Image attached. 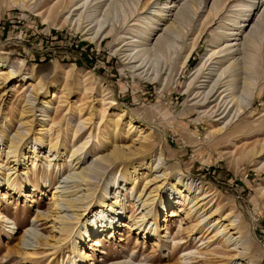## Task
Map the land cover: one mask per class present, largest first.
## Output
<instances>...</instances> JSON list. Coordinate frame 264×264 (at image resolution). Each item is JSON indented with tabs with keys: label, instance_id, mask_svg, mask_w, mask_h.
<instances>
[{
	"label": "rangeland",
	"instance_id": "374dc122",
	"mask_svg": "<svg viewBox=\"0 0 264 264\" xmlns=\"http://www.w3.org/2000/svg\"><path fill=\"white\" fill-rule=\"evenodd\" d=\"M70 1L72 0H29L25 3L13 4L10 0H0V55H8L11 61L15 60L24 74H31L34 68L35 75L40 76L45 84L59 88L64 85L70 87V94L67 97L62 95L60 99L58 111L60 115L55 121H59L56 126H60L62 140H66L67 147L81 146V141L88 140L79 152H85L84 160H88V163L92 162L97 170L89 175L93 183L92 188L95 189V198H97L93 202L97 203L105 185L114 183V179L122 181L119 176V165L96 167L100 156L97 132L102 131L105 116L108 112V115L111 113L112 105L108 102L109 99H105L107 96L103 91L105 87H109L119 103L135 119L147 122L155 132L153 138L155 144L150 150L152 159L154 160V150L160 142L164 149L161 158L167 163L169 169H172V165L179 166L178 169H172L173 174L180 171L197 181L196 183L202 181L205 183L204 187L209 186L211 195L204 199L205 209L214 210L218 205L217 214H230L229 216L235 223L240 222L244 225L245 231L247 230L245 238L250 243L246 257L254 258L257 264H264V154H258L257 157H249L247 154V146L251 147L255 144L259 147L264 143V64H259L258 60L260 55L264 57V19L259 20L258 28L254 27L255 45L252 44L253 50L249 51V57H251L241 59L242 54L236 56H239L241 61L245 60L247 66L257 69L256 74L251 73L255 78H252L253 76L249 73L246 86L248 91L245 92V96L241 97L240 111H236L233 106L229 117L224 119L215 114L221 112L230 99L229 97L223 98L227 91L219 95L226 85L219 88L213 97H210L212 94L208 93L218 79L228 74L229 71L225 69L226 64L220 66L217 60H213L209 66L205 65L204 68L207 67V69L199 72L197 76L201 78L197 79L198 81L194 79L191 84L189 83L192 78L191 74L202 58L206 54L207 57L210 55V48L215 45L212 42L214 34L231 32L230 29L227 30L232 27L227 24H232L228 20L229 17L235 16L237 20H240L239 13L231 11L243 8L238 5V0H232L229 4L226 1L219 14L211 22L206 20V16L214 2L219 4L222 0L201 2L197 13L190 9V0H179V7L166 14H168L167 18L174 19L175 12L180 8L178 16L181 17L179 25L181 33L178 29L174 32L165 29L167 24L159 25L157 33L146 42L149 49L137 55L136 60L140 58L137 63L129 64L124 63L123 59L115 54L116 48L124 45L122 49H129L131 46L128 44L133 43L134 39L139 40L138 31L144 29L148 18L155 13L154 9L157 5L149 3L143 8L142 4L145 0H109L106 4L103 0H73L71 3ZM76 1L82 7L78 11H73L72 5ZM255 1H259L260 5L262 0ZM55 5L56 9L52 11ZM260 8L258 15L254 14L256 18L262 12L264 4ZM254 12L256 13V10ZM171 13H173L172 16ZM124 15L129 16V20L123 22ZM64 20L65 23H63ZM205 21L206 24H204ZM251 23L245 30L246 34L252 28ZM89 28L90 30L86 31ZM103 29L105 33L109 32V38L104 39L101 36L99 42H95L96 39L88 40L93 31L94 36L98 38ZM85 32L91 33L84 34ZM165 32L169 38L162 37ZM159 36L162 41L155 46ZM242 40L243 38L237 42ZM191 43L195 44V50L189 59L191 61L185 68L180 69V53L182 54ZM135 51L133 50L131 55ZM93 74L102 80L103 86L94 81ZM228 77L219 86L223 83L227 84L225 81L229 79L230 84L233 83L232 90L235 92L239 90L236 92L238 95L242 89L240 88L242 81L236 83L233 80L234 76ZM82 81L83 85L89 88L83 90L84 92L79 84ZM10 87L11 85H9V93L5 100L6 104L3 105L7 113V121L4 118L0 121V124H4L2 126L7 133L12 135L13 130L21 127L17 120L25 101L34 106L37 120L42 118L48 120L50 117L46 113L50 114L51 118L55 117L53 105L48 107L45 113V109L40 107V103H37V99L33 98L29 90L21 96L19 93H11ZM253 96H255V101L250 107ZM98 100H101L100 104L97 103L98 110L100 111L102 106H107V109L102 120L100 113L96 115L92 137L87 130L88 125H84L82 120L86 117L87 106L92 104L96 106ZM71 103H76V106L81 105L82 110L78 112L76 106L70 109ZM206 104L209 106L207 107ZM223 104L224 106L216 112ZM232 104L233 102L229 104L227 110ZM213 105L216 107L211 109ZM227 110L221 116H224ZM220 126L221 131L213 132L214 127ZM36 127L39 126L36 125ZM77 128L79 131L77 136H74ZM54 130L52 134L55 135L56 130ZM29 140L33 143L31 138ZM129 141V136L119 139L120 143ZM41 148L43 149L40 153L43 156L51 154V151L47 147L44 148V145ZM52 157L53 155L48 159ZM29 163L30 161L27 163L31 171L29 178L38 184V190L32 193L33 189L29 186V191L25 192L26 199L8 194L6 201L0 204V264H70V259H81L82 261L78 264H172L180 260L179 256L184 249L187 253L197 250L203 253L207 249V247L203 248L204 245L197 248L201 243L197 242V235L196 239L190 236L187 244L172 251L173 241L171 242V239L177 232L176 223L181 221V225L186 227L187 221L182 216H171L170 211L175 207L174 203L168 204V201L165 207L160 206L159 201L153 203L156 206V216L154 220H149L147 227L155 222L158 232L157 237L152 239L148 237L144 240L141 235L137 236L135 232L122 227L118 229L114 239L105 238L103 233L97 241L99 244L94 245L96 236H90L88 240L81 243L77 237V231L74 230L75 234H72L76 244L78 246L81 244L83 254L76 256V253L71 252L73 243L71 237L65 240V244L52 247L44 240L47 238L46 240L53 241L48 235H54L51 217H44L50 207V193L45 187L49 182L57 183L58 181L69 186L71 185L70 176L73 174L69 173L66 164L60 161L59 169L49 170L47 168L48 171H46L45 165H40L36 174L32 176V166ZM142 185L143 183L140 182V189ZM200 185L201 183L196 190L193 188L194 193L204 192ZM114 189L111 190L110 197L117 194V192L114 194ZM130 189L131 185L128 183L125 185L123 182L117 190L121 193L120 197L123 202L128 206L126 212L131 209L133 202L131 199L137 195L136 189ZM171 198L172 196H169V199ZM134 202L139 203L137 199ZM96 206L95 204L92 209ZM99 211L100 209L97 213ZM199 214L196 215L199 216ZM98 215L104 225L108 217L100 212ZM202 222L205 224L206 219ZM33 223L34 232L38 231L43 240L41 245L36 247V254L31 255L25 253L26 249L32 246H24V244L22 246L21 233L23 227ZM78 225L79 223L75 229ZM29 235L25 238L28 242H25L31 244L35 240L32 233ZM180 237L186 239V233L180 234ZM155 238H158V243L154 242ZM221 238L222 235L218 238L220 242L210 248L214 247L221 256L219 259L222 260L218 262L219 264H230V262L233 264L237 261V258L231 257L234 251L228 250L231 247L227 248V245L223 244L224 238ZM127 239L130 242L124 245ZM232 241L233 239L229 243ZM192 254H190L191 257L195 256ZM206 256L212 258L213 255L207 254ZM154 258L157 259L153 260ZM191 261L194 260L188 259L184 262L189 264Z\"/></svg>",
	"mask_w": 264,
	"mask_h": 264
},
{
	"label": "bare ground",
	"instance_id": "6f19581e",
	"mask_svg": "<svg viewBox=\"0 0 264 264\" xmlns=\"http://www.w3.org/2000/svg\"><path fill=\"white\" fill-rule=\"evenodd\" d=\"M26 1L29 0H10V2H12L13 4H19L20 2L25 3ZM72 1H70V3ZM103 1H105L104 3L106 4V1L109 0ZM205 1L206 0H199L197 2V0H190V9L194 13H197V10L200 7V3H204ZM226 1H228L229 4L232 0H222V2L220 1L219 4L215 1L212 5V9L209 10L206 16V20H208L209 22L213 21L217 14H219V12L221 11ZM238 1V5L243 8L234 9L231 11L239 13V15H237L241 17L240 20H237L235 16L229 18L227 17L230 23L232 22V24L227 23L228 25H232L231 28H227V30L230 29L231 32H217L214 34L212 42L215 45L210 48V55L207 57L206 54L205 57L202 58L194 72L191 74L192 78L189 83L191 84L194 79L197 80L201 78V76L197 75L200 71L202 72V70L207 69V67L204 68L205 65L207 64V66H209L213 60H217L220 63V66L226 64L225 69L229 71L228 74L223 78L218 79V81L213 84L208 93L212 94L210 97H213L215 96L219 88L226 85V87L221 90L219 95L227 91V94L225 93L223 95V98L229 97L230 99L225 106L223 104L222 106L218 107L216 112H218L224 106L221 112L215 114V116H220L222 118L224 117V119H227V117H229L233 106H235L236 111H240V109L242 108L241 97L245 96L248 91L246 90V86L248 85L247 80L249 79V75L251 73L256 74L257 72V69H254L251 66H247L245 60L241 61V59H246L247 57H249V51L253 50L252 44L255 45L254 27L256 26L258 28V26L260 25V23H258L259 20L264 19V8L257 18L255 16L258 15L261 9L260 7L264 4V0L261 1L260 5L259 1L255 0ZM149 3L155 4L157 5V7L154 9L155 13L152 14L149 18L147 17L148 21L145 23L146 26L144 27V29L138 31L140 34L139 40L134 39L133 43L128 44V46H131V48L129 49H122V46L124 45H122L120 48H116L115 54L119 55L123 59L124 63H137L140 60V58L136 60L137 55L142 51H144L145 53V51L149 49V46L146 42H148L151 36L157 33V27L159 25L167 24L165 29H170L173 32L177 31L178 29V32H180L179 25L181 17L178 16L180 8L177 12H175L174 19L167 18L168 14H166L169 11L173 12L174 9L179 7V0H145V2L142 4V7L144 8L145 5ZM72 6L73 11H78L80 7H82L79 6L78 1H76ZM55 9L56 5L53 6L52 11H54ZM255 10L256 13L254 12ZM170 15L172 16L173 13H171ZM129 18V16L124 15L123 22L129 20ZM161 22L162 24H160ZM63 23H65V20ZM250 23L252 28L246 34L245 30L250 25ZM204 24H206V21L204 22ZM89 30L90 28L86 31ZM87 33L88 32H85L84 34ZM162 35V37L169 38V35L166 32ZM93 36L94 31L91 33L88 40L93 41L94 39H96L95 42H99V39L102 37L104 39L109 38V32L105 33V29H103L100 33V36H97L98 38ZM242 38V41L237 42V40H241ZM221 39L223 40L220 42ZM161 41L159 36L156 39L155 46L156 44L159 45ZM133 50L136 51L133 55H131V52ZM194 50L195 44L191 43L190 46H188V48H186L182 52V54L180 53V69L185 68L189 63V59L191 58ZM221 52L224 53L220 54ZM238 54H242L243 57L239 59V56L236 57ZM258 60L259 64H264V57L262 55L258 57ZM31 71V74L22 73L15 60L11 61L8 55H0V121L1 118H4L7 121V113L4 111L5 109L3 108V105L6 104L5 100L7 98V94L9 93V85H11V93H19L21 96L29 90L33 95V98L37 99V103H40V107L45 109V113L47 112L48 107H51V105H53L52 108H54L55 110V117L51 118V115L46 113V115L50 117L48 120L47 118L37 120V118L35 117V111L33 109L34 106L29 105L28 102L25 101V104L23 105L19 113L20 116L17 120L21 126L20 128L13 130V134L10 135L9 133H7V130L3 128L2 125L4 124H0V136L2 141V143L0 144V204L2 201H6V199L8 198V194L18 196V198L26 199L27 194L25 192L29 191V186L33 189L32 193L38 190V184L36 182H33V180L31 181L29 178L31 171L27 166L28 161H30L29 165L32 166V176L36 174L38 166L40 167V165H45L46 171H48L47 168H49V170L54 168L59 169L60 161L66 164L69 173L71 172L73 174L70 176L71 185H63V182L59 181L57 183L49 182L47 186L45 185V189L50 193V207L44 217H51L50 221L52 223V229L54 231V235H48V237L53 239V241L46 240V238L44 239L46 244H51L52 247H59L60 245L65 244L64 242L66 239L71 237L73 242L71 252L76 253L77 256L78 254L81 255L83 253L81 244L80 246H78L75 242L73 236V234H75L73 233L74 230L75 232L77 231V237L79 238L81 243L85 240H88L90 236H96L97 238H95L94 245L99 244L97 241L99 238H101V234L103 233L105 238L112 237L114 239L116 233L118 232V229H121L122 227L135 232L137 236L141 235L144 240L148 237L152 239L153 237H157L158 232L157 224L155 222H152V224L147 227L148 223H150L149 220H154L156 216V206L153 205V203H157L159 201L160 206H164L168 201V204L174 203L175 207L170 211L171 216H182L185 221H187L186 227L181 225V221L176 223L177 232L175 233L176 235L171 239V242L173 241L172 251H176L181 248L182 245L187 244L188 239L191 238L190 236H194V239H196L197 235V242H201L197 246V248L201 245H204L203 248L207 247V249L203 253L198 250L196 252L190 251L187 253L184 251V249L182 250L183 253H181V255L179 256L180 260H177L172 264H185L184 261L188 259L194 260L189 264H219L218 262L222 260L219 259V257L221 256L218 255V251L214 249V247H210L220 242V239L218 238L221 235V239L224 238L223 244L227 245V248L231 247L228 250L234 251L231 257L237 258V261H235L233 264H257V262L253 260L254 258L252 259V257L250 258L249 256L246 257L248 255L247 251L250 247V243L249 240L247 241V239L245 238V232L247 230L245 231L244 225H242L240 222L235 223L231 216H229L230 214H217L216 212L219 208L218 205L214 210L212 208L205 209L206 202H204V199L206 197L208 198V196L211 195L210 189H208L209 186L204 187L205 183L202 181L196 183L197 181L182 174L180 171H178V173L176 174H173L172 169H178L179 166L172 165V169H169L167 163L164 162V159L161 158L164 149L162 144L160 145V142H158V146L154 150V160L152 159L153 157H151L150 155V150L155 144V139H153L155 132L151 129L147 122L144 123L139 119H135V117H133V115L119 103V101L115 97L113 90L109 87H105L103 91H105L104 95L107 96L105 99H109L108 102L110 103V105H112L111 113L108 115V112L107 116H105L107 106H102L99 111V105L97 107V103H101V100H98L96 102V106L93 104L87 106L86 117L83 118L82 123L84 125H88L87 130L90 133V136L93 137L95 126L94 119L97 118L96 115L100 113L101 120L105 116V121L102 124V131L99 130V132H97L100 156L98 158L96 167L99 166V168H105L106 166L119 165V176L121 177L122 181L114 179V183L105 185L102 188V192L97 200V203L93 202L97 198H95V189L92 188L93 183L91 182L89 175L97 172V170L96 168H94V164H92V162L88 163V160H84L85 152H79L85 147L88 140L81 141V146L74 147L75 145H73L72 148H69L65 145L66 140H62V133L60 132L61 130L59 128L60 126H56L59 122L55 120L60 115V112H58L61 102L60 99L62 95H65L67 97V95L70 94V87L68 88V86L64 85L62 88H59L55 85L45 84V81L40 76L35 75L34 68ZM224 72L222 74H224ZM93 75L94 81H97L99 84H101L102 80L95 74ZM227 76H229L228 78L234 76L233 80H235L236 83H241L242 81V86H240V88L242 87V89L240 90L241 92H238V95L236 94V92L239 90H237L236 92L232 90L233 83L231 82L232 84H230L229 79H226L225 81V83L227 84L223 83V85L219 86L222 82H224L223 80ZM252 76V78H255L254 75ZM79 84L81 85L82 91L89 89L88 87H86V85H83V81ZM103 85L104 83L101 84V86ZM255 87L257 88L258 85ZM255 94L256 91L254 95ZM254 101L255 96H253L252 98L250 107H252ZM231 102H233V104L227 110ZM75 104L76 103H71L70 109L72 107H75ZM80 106H76L78 112L82 110V107ZM206 106L208 107L209 105L206 104ZM215 107L216 105H213L211 109ZM226 110L227 112L225 113V115L221 116ZM36 125H38L39 127L37 128ZM54 128L56 131L54 130ZM53 130L56 132L55 135L52 134ZM221 130V126L218 128L214 127L213 132H219ZM78 131L79 128L74 131V136L78 133ZM27 134H29L30 136L27 137ZM127 136H129L130 138V141L128 143L119 142L120 138H124ZM29 138L32 139L33 143H31ZM161 140L163 141V137ZM42 145H44V148L47 147L48 150L51 151L50 155L43 156L40 153L41 149H43L41 148ZM247 148V154L249 155V157H257L258 154H264V143H262V145L259 147H256L255 144H253L251 147L247 146ZM52 155L53 157L48 159ZM123 182H125V185L127 183L128 185H131L130 190L136 189L137 193V195H134L131 199V201L133 202L129 211L130 213L126 212L128 206L120 197L121 193L117 191L120 189V184H122ZM140 182L143 183L141 189ZM200 183L202 191L204 192L194 193V189H198ZM113 189L114 194H116V192L117 194L110 197L109 194H111V190ZM169 196H172V198L169 199ZM135 198L137 199V201H139L138 204H135ZM95 204L97 206L92 209ZM140 207L141 210H139ZM98 209H100L99 212L102 213L103 216L106 215V217H108L104 225L99 219V212L97 213ZM197 213H200L199 216L196 215ZM205 219L206 222L205 224H203L204 222L202 221ZM77 223H79V225L75 229ZM153 224H155V226H153ZM34 226L35 225L33 223L31 225L23 227V231L21 233L22 246L23 244L24 246H32V248L29 249L25 248V253L31 255L36 254V247L40 246L43 240L41 238V234L39 235L38 231L34 232ZM166 230L167 232H169L168 228H166ZM31 233L35 242H32L31 244L26 243L25 241L27 240L25 238L28 237L27 235ZM182 233H186V239L180 237V234ZM232 239L233 241L229 243ZM154 240V242L158 243V238H155ZM129 242V239L125 240L124 245H127ZM85 245L86 244H84V246ZM226 247L224 248L225 250ZM191 253H193L192 255L195 256L191 257ZM207 254H212V258L207 257ZM239 257L241 259H239ZM246 258H248V261H246ZM156 259L157 258H154L153 260ZM70 260V264H78L80 261H82L81 259Z\"/></svg>",
	"mask_w": 264,
	"mask_h": 264
},
{
	"label": "trees",
	"instance_id": "16d2710c",
	"mask_svg": "<svg viewBox=\"0 0 264 264\" xmlns=\"http://www.w3.org/2000/svg\"><path fill=\"white\" fill-rule=\"evenodd\" d=\"M189 61H191V60H189Z\"/></svg>",
	"mask_w": 264,
	"mask_h": 264
}]
</instances>
